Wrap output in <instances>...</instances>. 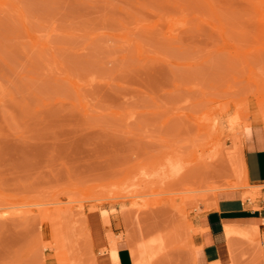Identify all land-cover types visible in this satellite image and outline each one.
I'll return each mask as SVG.
<instances>
[{"label": "rangeland", "instance_id": "374dc122", "mask_svg": "<svg viewBox=\"0 0 264 264\" xmlns=\"http://www.w3.org/2000/svg\"><path fill=\"white\" fill-rule=\"evenodd\" d=\"M246 121L264 129V0H0V264H91L90 208L119 237L140 214L162 264H190Z\"/></svg>", "mask_w": 264, "mask_h": 264}, {"label": "bare ground", "instance_id": "6f19581e", "mask_svg": "<svg viewBox=\"0 0 264 264\" xmlns=\"http://www.w3.org/2000/svg\"><path fill=\"white\" fill-rule=\"evenodd\" d=\"M261 90L263 88L261 87ZM259 90L257 97V106H261V96L262 91ZM261 95V96H260ZM212 114L208 113L200 121V130L205 132L209 140L205 144L204 149H202L201 156L203 157L206 150L209 152V156L213 155V150L215 148L214 138L218 140L213 129H216L215 125H218L219 119L211 117ZM216 120V122H215ZM229 126L234 127L233 121H228ZM242 135L244 143L247 144L248 148L253 147H262L261 145V134L258 128L252 129L251 122L246 121L242 127ZM255 136L256 140L253 141L252 137ZM235 167L238 168L235 176L239 181L234 183H228L223 187H219L218 192L214 193L216 198L220 197H235L239 195L240 199L247 204H253L256 202L257 198L261 196V190H264V185H251L248 181L247 176V167L244 159V154L242 152L239 157L238 165L236 162ZM193 189H184L180 192H195ZM213 190H216L215 188ZM240 191V193L238 192ZM184 195V194H183ZM183 197V196H181ZM264 199V198H263ZM182 198L180 199L181 202ZM124 205V204H123ZM253 208H257L253 206ZM27 210L23 211L26 212ZM181 213L183 211H180ZM7 214V211H0V215ZM151 218L154 215H150ZM148 216V217H150ZM147 217V218H148ZM150 218V219H151ZM51 225L52 243H59L62 247L63 235L59 229L58 224L56 225L53 222L52 218H48ZM133 223L135 224L136 231L131 235H125L124 237L115 236L113 233L104 232L103 228L110 225V216L109 212L103 210L101 213H98L95 208H90L84 219V234L86 241L90 246L91 251L92 245L99 249V256L92 257L91 264H121L119 251L127 250L131 264H162L165 261L167 254L166 247V237L165 234L160 233L153 237H150L147 240L143 239V234L146 233L144 228L141 225L140 214H135L132 216ZM203 223V218L200 219V224ZM200 233H204L207 229L200 226ZM223 231L227 238V241L230 242L233 238H239L246 241L257 242L259 238L258 228L256 226H244V225H235L233 223L225 222L223 224ZM106 239V242H105ZM189 251V261L190 264H206V262L201 257L202 246L193 245ZM57 262L59 264H67L66 258L62 255H58ZM72 264V263H71ZM209 264H223L220 260L210 262Z\"/></svg>", "mask_w": 264, "mask_h": 264}, {"label": "crops", "instance_id": "0c3cea01", "mask_svg": "<svg viewBox=\"0 0 264 264\" xmlns=\"http://www.w3.org/2000/svg\"><path fill=\"white\" fill-rule=\"evenodd\" d=\"M255 128L260 130L262 147L250 149L245 143L243 154L248 181L254 185H261L264 184V129L261 126L253 125L252 129ZM252 139L255 142V136ZM257 204V208H253L256 203L254 205L247 204L240 199L239 195L220 197L215 206L202 216L203 223L201 222L200 226L207 230L198 234L195 237V242L202 246L201 257L206 264L217 260L223 264H230L232 260L239 261L241 252H246L251 256L249 261L253 262L258 259V264H264V203ZM225 222L258 228L259 249L256 256H254V242L239 238L227 241L223 231ZM128 260L126 264H131V261L128 262ZM120 263L124 264L121 258Z\"/></svg>", "mask_w": 264, "mask_h": 264}, {"label": "trees", "instance_id": "16d2710c", "mask_svg": "<svg viewBox=\"0 0 264 264\" xmlns=\"http://www.w3.org/2000/svg\"><path fill=\"white\" fill-rule=\"evenodd\" d=\"M119 254H120V258H121L122 261H123V257H122V256H123V251H121Z\"/></svg>", "mask_w": 264, "mask_h": 264}, {"label": "built area", "instance_id": "2783aa9c", "mask_svg": "<svg viewBox=\"0 0 264 264\" xmlns=\"http://www.w3.org/2000/svg\"><path fill=\"white\" fill-rule=\"evenodd\" d=\"M262 202L264 203V200H262Z\"/></svg>", "mask_w": 264, "mask_h": 264}]
</instances>
